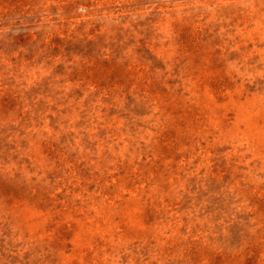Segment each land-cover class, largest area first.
Returning a JSON list of instances; mask_svg holds the SVG:
<instances>
[{
    "label": "rangeland",
    "instance_id": "obj_1",
    "mask_svg": "<svg viewBox=\"0 0 264 264\" xmlns=\"http://www.w3.org/2000/svg\"><path fill=\"white\" fill-rule=\"evenodd\" d=\"M0 264H264V0H0Z\"/></svg>",
    "mask_w": 264,
    "mask_h": 264
}]
</instances>
